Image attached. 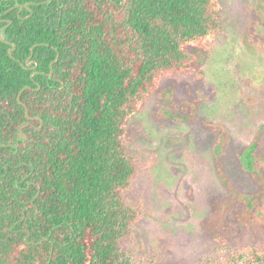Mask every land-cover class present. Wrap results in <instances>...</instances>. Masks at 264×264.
Masks as SVG:
<instances>
[{
	"label": "trees",
	"instance_id": "obj_1",
	"mask_svg": "<svg viewBox=\"0 0 264 264\" xmlns=\"http://www.w3.org/2000/svg\"><path fill=\"white\" fill-rule=\"evenodd\" d=\"M47 1L0 0V264H135L126 128L222 32L220 0Z\"/></svg>",
	"mask_w": 264,
	"mask_h": 264
},
{
	"label": "rangeland",
	"instance_id": "obj_2",
	"mask_svg": "<svg viewBox=\"0 0 264 264\" xmlns=\"http://www.w3.org/2000/svg\"><path fill=\"white\" fill-rule=\"evenodd\" d=\"M220 5L222 32L126 128L140 163L126 194L141 210L125 242L135 264L264 260V0Z\"/></svg>",
	"mask_w": 264,
	"mask_h": 264
},
{
	"label": "water",
	"instance_id": "obj_3",
	"mask_svg": "<svg viewBox=\"0 0 264 264\" xmlns=\"http://www.w3.org/2000/svg\"><path fill=\"white\" fill-rule=\"evenodd\" d=\"M53 0H48L47 1V3H50V2H52ZM27 6V5H26ZM0 38H1V31H0ZM14 48V46L12 47V49ZM11 51L12 50H10L9 51V53H11ZM58 59V55H57V58L55 59V61ZM28 63V62H27ZM50 68L52 69V64L50 65ZM52 71H51V73L49 74V77H51V75H52ZM25 89H27V88H25ZM40 89V87H38V89L37 90H39ZM24 90H22L20 93H19V95H18V102H19V104H22L21 103V101H20V97H21V94H22V92H23ZM25 116H26V119L28 120V121H31V120H39L40 121V128H38L37 130L38 131H41V129H42V121L39 119V118H31V117H29L28 116V112H27V110H25ZM22 128H23V125L20 127V135H19V138L17 139V143H16V145H14V146H12L14 149H17L18 147H19V144H20V142H25L26 140H27V136L25 135V133L23 132V130H22Z\"/></svg>",
	"mask_w": 264,
	"mask_h": 264
},
{
	"label": "flooded vegetation",
	"instance_id": "obj_4",
	"mask_svg": "<svg viewBox=\"0 0 264 264\" xmlns=\"http://www.w3.org/2000/svg\"><path fill=\"white\" fill-rule=\"evenodd\" d=\"M57 1H58V0H57ZM18 8H19V7H18ZM27 10H29V9L27 8ZM22 11H23V8L20 7V8H19L18 15H19V13H21ZM27 17H29V16L26 15L23 19H26ZM3 21H7V20H3ZM27 62H28L27 64H28V67H29V68H30L32 65H34V68H31V69H32V70L35 69V64H36V63H35L34 61H27ZM31 77H33V75H32Z\"/></svg>",
	"mask_w": 264,
	"mask_h": 264
}]
</instances>
